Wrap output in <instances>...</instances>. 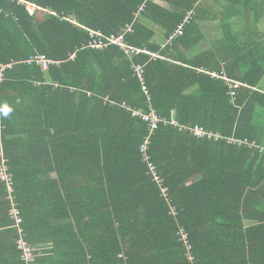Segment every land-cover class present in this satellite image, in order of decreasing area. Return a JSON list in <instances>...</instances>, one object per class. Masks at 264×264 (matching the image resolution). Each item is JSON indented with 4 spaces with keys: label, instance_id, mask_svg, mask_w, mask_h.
<instances>
[{
    "label": "trees",
    "instance_id": "1",
    "mask_svg": "<svg viewBox=\"0 0 264 264\" xmlns=\"http://www.w3.org/2000/svg\"><path fill=\"white\" fill-rule=\"evenodd\" d=\"M23 1L51 12L30 16L24 7L0 0V62L10 65L0 83L4 148L27 241L33 244L21 206L36 200L44 205L39 211L44 228L55 226L54 264H264V53L253 52L246 60L242 49H235L239 63L231 78L245 86L233 89L207 72L216 69L219 57L175 54L193 38L196 15L183 35L168 41L194 2L185 11L179 0H157L169 4L167 9L154 0ZM90 30L125 34V43L165 58L117 44L93 48ZM40 54L55 60L49 70L30 61ZM139 64L144 81L136 74ZM13 69L24 71L27 85H41L38 110L46 128L45 158L51 160L47 171L40 166L41 175L28 162L16 166L7 153L12 109L3 103V93L20 84ZM150 105L163 122L151 137L149 155L163 187L170 189L171 204L148 176L141 153L149 126L133 113H147ZM195 126L226 139L197 138L185 129ZM40 179L47 193L34 192ZM0 186L18 239L7 186L1 181ZM181 226L194 262L179 239ZM19 264H24L20 252Z\"/></svg>",
    "mask_w": 264,
    "mask_h": 264
},
{
    "label": "crops",
    "instance_id": "2",
    "mask_svg": "<svg viewBox=\"0 0 264 264\" xmlns=\"http://www.w3.org/2000/svg\"><path fill=\"white\" fill-rule=\"evenodd\" d=\"M154 2L163 8H170L169 4L162 1L154 0ZM193 2L191 11L196 15V31L193 32V38L189 39L185 46H181L175 54H186L189 58L198 57V59L207 56L219 57V63H215L216 69L207 72H225L231 80L239 82L231 78L237 73L233 67L239 63L235 59V49L237 47L242 49L246 60L251 58L250 54L253 52H259L261 55L264 53V0H179L185 11L186 7ZM50 13L45 11L41 15ZM189 13L190 11H187L186 17ZM157 39H160V42L163 41L164 35L161 32L157 33ZM246 60L245 64H248ZM13 70V75H16L14 82L20 84L16 89L10 84L3 93V103L11 106L12 109L7 120L9 124L5 140L7 153L15 159L16 166L21 162H28L26 166L29 165L36 175H41L44 173L40 171V166L47 171L51 163L50 158L49 160L45 158L48 147L45 144L46 128L43 117L39 115L42 111L38 110L42 108L44 100L42 91H37L41 85L39 82H35V88L27 85L26 82L29 79H24V71ZM229 139L240 141L235 138ZM55 164L56 162L52 160V165L55 166ZM41 178L45 177L42 175ZM56 178L57 174L52 171L51 180ZM42 182L44 180L40 179L36 184L35 193H47L41 185ZM35 201H27L21 206L25 210V216H28L25 226L28 238L42 251L39 263L54 264L53 244L50 242V237L55 226L50 224L47 230L44 228L43 213L40 215L39 212L44 205ZM8 212L9 203L6 192L0 186V264H19V250L16 248L17 234L11 227L12 222L7 216Z\"/></svg>",
    "mask_w": 264,
    "mask_h": 264
},
{
    "label": "built area",
    "instance_id": "3",
    "mask_svg": "<svg viewBox=\"0 0 264 264\" xmlns=\"http://www.w3.org/2000/svg\"><path fill=\"white\" fill-rule=\"evenodd\" d=\"M7 3L10 4H17L20 7H24L26 12L29 13L30 16H36L39 13H44L46 10H43L42 8L36 6L35 4L25 2L23 0H5ZM145 11V8H142L140 10V13H143ZM55 16V15H54ZM194 16V12L190 11L188 16L185 18L184 22L180 25L179 30L173 34L170 35L168 41L172 43L177 37L183 35V28L186 24L191 23V18ZM57 17V16H56ZM91 34L94 36V40L91 42L90 46L93 48H104L109 44H117L121 46L122 48H125L127 52L131 53H145L150 55L152 58H161L164 59V56L161 55L158 52L151 51L147 48H138L131 46L127 43H125V34L121 35H111V36H105L102 34L101 31H91ZM30 61L37 62L40 64L44 70H49L51 66L55 63V60L51 59L46 54H40L38 56H35ZM9 64H3L0 62V83L3 79V72L4 70L9 67ZM136 74L138 75V78L142 81H144V68L142 65H136L135 67ZM213 76L215 79H220L223 81H226L227 83L231 84L233 89H239L243 86L242 83L233 81L229 78V76L224 73H216V72H208ZM144 91L148 93L147 89L144 88ZM236 96V93L233 94ZM1 113L0 111V181L5 183L7 186V190L9 193V199L12 202V210L11 215L14 219V225L13 227L17 230L18 233V239H17V249L20 252L21 260H23L24 264H37L38 258L41 255V249L34 246L33 244H30L25 235V230L23 228V218L21 217L20 210L17 206V203L15 202L14 198V178L13 175L10 173V167H9V160L7 159L5 155V148H4V129L5 127L2 124L1 120ZM134 116L140 117L148 126H149V136L146 137L144 143L141 146V153L143 155V160L148 164V176L151 178V181L156 184L160 190L163 199H166L170 204L171 198H170V189L163 187V180L160 178L158 174V167L152 163L151 157L149 155L150 146L152 144L151 137L155 132L159 129L160 124L163 122V119L159 117L155 109L150 105L149 111L147 113L142 112V110H136L133 113ZM175 124V122H172V124ZM186 130H189L192 134H194L197 138H208L210 140L220 141L221 139H226L224 136H222L219 133L211 132L210 130H207L206 128L202 126H195L191 128H185ZM230 143L241 145H247L251 148H256V143H250V141H236L234 139H228ZM258 149V148H257ZM264 149L261 151L263 152ZM172 215L174 217H178L179 212L175 207H172ZM179 239L183 242L185 248H186V255L188 259L191 262L195 261V255L193 253V246L190 242V237L188 232L185 230L184 227H180L179 232Z\"/></svg>",
    "mask_w": 264,
    "mask_h": 264
},
{
    "label": "rangeland",
    "instance_id": "4",
    "mask_svg": "<svg viewBox=\"0 0 264 264\" xmlns=\"http://www.w3.org/2000/svg\"><path fill=\"white\" fill-rule=\"evenodd\" d=\"M37 6V5H36ZM39 7V6H38ZM46 15H42V17H45Z\"/></svg>",
    "mask_w": 264,
    "mask_h": 264
}]
</instances>
